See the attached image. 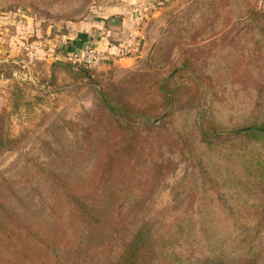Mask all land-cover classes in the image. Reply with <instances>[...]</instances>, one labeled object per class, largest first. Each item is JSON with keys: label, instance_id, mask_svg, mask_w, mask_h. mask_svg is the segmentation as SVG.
<instances>
[{"label": "trees", "instance_id": "16d2710c", "mask_svg": "<svg viewBox=\"0 0 264 264\" xmlns=\"http://www.w3.org/2000/svg\"><path fill=\"white\" fill-rule=\"evenodd\" d=\"M203 2L211 11L233 10L239 21L251 18L249 31L263 60L259 109L238 116L223 105V95L215 100L214 91L197 122L200 93L194 80L179 74L182 69L124 92L98 89L99 112L115 137L102 140L95 183L74 184L46 169L54 159L39 163L53 194L51 220L43 225L11 204L25 201L17 185L3 179L0 264H264V6L259 10L251 0ZM183 61L188 66L190 59ZM68 63L72 81L93 78L94 67ZM33 93L15 82L8 98L11 114L44 102L43 92ZM4 122L0 113V155L18 147L27 132L9 135ZM152 146L157 147L152 151ZM182 160L197 176L199 214L187 207L169 233L160 234L146 215ZM173 192L175 201L180 193ZM192 245H203L207 256L185 258L173 250Z\"/></svg>", "mask_w": 264, "mask_h": 264}, {"label": "rangeland", "instance_id": "374dc122", "mask_svg": "<svg viewBox=\"0 0 264 264\" xmlns=\"http://www.w3.org/2000/svg\"><path fill=\"white\" fill-rule=\"evenodd\" d=\"M251 1L259 10L264 6V0ZM17 12L37 17L38 32L23 40L25 45L35 42L37 49L30 54L25 50L22 63L0 62V113H4L5 131L15 135L27 130L18 147L0 155V182L12 180L25 205L11 204L21 213L31 212L43 225L51 220L53 194L39 163L54 159L44 167L74 184H93L102 140L115 137L99 112L98 89L124 92L150 77L159 81L182 69L179 74L194 80L200 93L197 122L204 118L214 91L218 92L215 100L223 95V105H231L238 116L259 109L263 66L260 46L249 31L251 18L239 21L229 8L211 11L203 0H0L1 15ZM119 16L128 18L130 30L136 31L134 37L114 54V59L109 56L90 69V82L72 81L64 52L70 27L80 21L97 25L104 18L107 23L111 17L118 24ZM184 56L190 59L188 66ZM22 67L29 77L23 84L31 95L38 89L43 92L44 102L11 114L8 98L17 82L11 72ZM52 79L55 85H48ZM174 190L180 194L172 201ZM197 196V176L182 160L165 180L146 219L158 233L167 234L187 207L198 216ZM173 250L185 258L207 256L203 245L175 246Z\"/></svg>", "mask_w": 264, "mask_h": 264}, {"label": "crops", "instance_id": "0c3cea01", "mask_svg": "<svg viewBox=\"0 0 264 264\" xmlns=\"http://www.w3.org/2000/svg\"><path fill=\"white\" fill-rule=\"evenodd\" d=\"M119 17L122 21H118V24H115L116 20L113 19L106 23L104 18L97 25L89 21H80L71 27L68 26L72 30L68 36L69 45L64 50L66 55L78 52L85 46H93L105 51L114 59L119 47L126 46L127 41H130L136 33L135 30H130L128 18L123 20L122 16ZM35 19L36 16L23 15L19 12L13 15L0 14V62L25 61V58H22L25 52L23 40L28 34L38 32Z\"/></svg>", "mask_w": 264, "mask_h": 264}, {"label": "built area", "instance_id": "2783aa9c", "mask_svg": "<svg viewBox=\"0 0 264 264\" xmlns=\"http://www.w3.org/2000/svg\"><path fill=\"white\" fill-rule=\"evenodd\" d=\"M124 47L125 46H120L119 48L122 50ZM24 49L30 54L37 49V44L32 42L25 45ZM67 56L69 60L88 67H96L101 63H104L109 57L105 51L99 50L93 46H85L80 51L68 54ZM11 78L19 83H25L29 79L24 67L12 70Z\"/></svg>", "mask_w": 264, "mask_h": 264}, {"label": "water", "instance_id": "95a60500", "mask_svg": "<svg viewBox=\"0 0 264 264\" xmlns=\"http://www.w3.org/2000/svg\"><path fill=\"white\" fill-rule=\"evenodd\" d=\"M82 71H84V70H82Z\"/></svg>", "mask_w": 264, "mask_h": 264}]
</instances>
